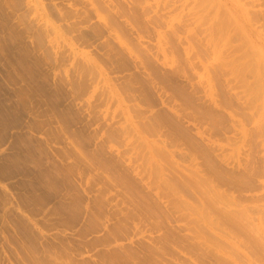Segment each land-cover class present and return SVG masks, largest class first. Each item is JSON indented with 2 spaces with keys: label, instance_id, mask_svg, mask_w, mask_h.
<instances>
[{
  "label": "rangeland",
  "instance_id": "1",
  "mask_svg": "<svg viewBox=\"0 0 264 264\" xmlns=\"http://www.w3.org/2000/svg\"><path fill=\"white\" fill-rule=\"evenodd\" d=\"M250 3L0 0V264H264Z\"/></svg>",
  "mask_w": 264,
  "mask_h": 264
},
{
  "label": "bare ground",
  "instance_id": "2",
  "mask_svg": "<svg viewBox=\"0 0 264 264\" xmlns=\"http://www.w3.org/2000/svg\"><path fill=\"white\" fill-rule=\"evenodd\" d=\"M253 4H255V2H258V3H261V4H263V2H264V0H250ZM250 1L249 0H217V2H218V7H220L221 5H223L224 6V8L227 10V12L229 13V15L232 17V19L233 20H235L237 23H239V25H240V27H241V30L243 31V32H246L247 33V35L249 36V37H252V38H254V36H256L257 35V37H261V29H259L258 27H253L252 25H251V21H253L254 19L252 18L253 17V15H256V14H259L257 11H255V10H248V8L247 7H245V5L246 4H251L250 3ZM260 4V5H261ZM255 21V20H254ZM218 29L220 30V31H222V27H218ZM260 41V40H259ZM263 44H264V42H263ZM196 88V87H195ZM176 109V108H175ZM178 115V114H177ZM171 116V115H170ZM167 117H168V115H167ZM169 118V117H168ZM240 121V120H239ZM241 122V121H240ZM239 122V123H240ZM260 128V127H259ZM262 131L259 129V132H257V133H259L260 134V131H261V135H264V127L262 126ZM242 131L241 132H243L244 131V129L242 128L241 129ZM258 130V129H257ZM259 134H257V136H261V135H259ZM242 135H244L243 133H242ZM245 136V135H244ZM261 138V137H260ZM262 141H264V138H263V140ZM262 141H261V145L263 144L262 143ZM220 147H222L221 145H220ZM219 147V148H220ZM218 148V147H217ZM218 148V149H219ZM221 150V149H220ZM225 152V151H224ZM222 153V158L223 159H225L226 160V158H228V157H230L232 154L231 153ZM250 152V151H249ZM240 154V153H239ZM246 155H248L247 153H246ZM251 155V153L249 154V156ZM232 157H233V155H232ZM231 158V157H230ZM250 158V157H249ZM248 158V159H249ZM241 159V158H240ZM247 159V158H246ZM247 159V160H248ZM241 161V160H240ZM242 162V161H241ZM245 162V161H244ZM249 163V162H248ZM238 164L240 165L241 163L240 162H238ZM245 164V166L244 167H249V165L245 162L244 163ZM249 164H251V163H249ZM242 165V164H241ZM248 165V166H247ZM253 165V164H252ZM252 165H250V166H252ZM238 166V165H237ZM239 167V166H238ZM243 167V168H244ZM242 168V169H243ZM238 169V168H237ZM247 169H249V173L251 174L250 176H256V175H258L259 174V169L257 170V167L255 168V167H252V168H247ZM246 169V170H247ZM240 172V171H239ZM246 172V171H245ZM192 173H194V172H192ZM248 173V174H249ZM242 174V173H241ZM196 175V174H195ZM247 175V174H246ZM245 175V176H246ZM197 176V175H196ZM238 176V175H237ZM236 176V177H237ZM254 176V177H255ZM201 177V176H200ZM253 177V178H254ZM241 178V177H240ZM245 178V177H244ZM242 179V178H241ZM252 179V178H251ZM202 180V179H201ZM203 180H204V178H203ZM235 180V179H234ZM245 180V179H244ZM248 180V179H247ZM224 181V180H223ZM226 181H227V179H226ZM228 181H232L231 179L230 180H228ZM250 181V180H249ZM240 182V181H239ZM252 182H253V180H252ZM229 183V182H228ZM232 183V182H231ZM246 183V182H245ZM244 183V184H245ZM236 184V183H235ZM246 184H248V183H246ZM233 185V184H232ZM237 185V184H236ZM244 186V185H243ZM249 186V185H248ZM256 186V185H255ZM208 187H210V185L208 186ZM239 187H241V186H239ZM246 187V186H245ZM243 188V187H242ZM253 188V187H252ZM211 190V189H210ZM207 192H209V191H207ZM220 192V191H219ZM213 193V192H212ZM214 194H216V192H214ZM220 194V193H219ZM214 196H216V195H214ZM259 197V196H258ZM261 197V196H260ZM259 197V198H260ZM264 196L262 195V198H263ZM235 195L233 194V196L231 195V197H230V199H231V202H235ZM242 198V197H241ZM239 199V198H238ZM258 199V198H257ZM228 200V199H227ZM222 202V201H221ZM233 202V203H234ZM236 202H237V200H236ZM235 202V203H236ZM240 202V201H239ZM202 203H203V201H202ZM204 204H205V202L203 203V206H204ZM218 204V203H217ZM187 206V205H186ZM186 208V207H185ZM206 208V207H205ZM242 211V210H241ZM240 211V212H241ZM193 212V211H192ZM189 214V213H188ZM187 214V215H188Z\"/></svg>",
  "mask_w": 264,
  "mask_h": 264
}]
</instances>
